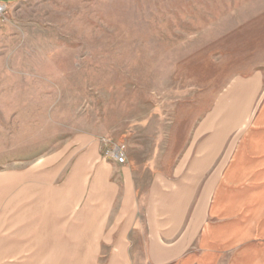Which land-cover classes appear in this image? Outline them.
<instances>
[{
    "label": "rangeland",
    "instance_id": "obj_1",
    "mask_svg": "<svg viewBox=\"0 0 264 264\" xmlns=\"http://www.w3.org/2000/svg\"><path fill=\"white\" fill-rule=\"evenodd\" d=\"M254 82L248 120L264 97V0H0V248L12 253L0 264L20 260L15 241L32 247L24 237L43 206L31 203H54L51 246L86 242L100 251L90 264H110L116 224L79 240L68 203L89 209L113 190L116 212L124 169L138 203L152 184L168 200L198 178L204 190L213 175L197 177L192 158L205 125L218 134ZM115 146L122 165L105 156ZM85 228L98 236L101 225ZM129 242L142 264L140 241Z\"/></svg>",
    "mask_w": 264,
    "mask_h": 264
},
{
    "label": "crops",
    "instance_id": "obj_2",
    "mask_svg": "<svg viewBox=\"0 0 264 264\" xmlns=\"http://www.w3.org/2000/svg\"><path fill=\"white\" fill-rule=\"evenodd\" d=\"M241 87L247 97L241 103L229 104L226 110L229 113L221 119L218 134L212 129L216 123L205 125L207 137L202 150L197 151L202 155L192 158L196 166L192 169L197 170L192 171L197 177L213 175L207 179L204 190L198 178L191 184L189 194H174L168 200L170 196L164 199L161 186L152 184L142 203H138L132 200L135 195L132 178L124 169L119 191L126 200H119L116 212L113 190L111 201L93 203L89 209L81 211V203H68L65 214L74 212L75 221L85 229L81 230L79 240H103L102 225L112 223L116 227L107 237L112 241L110 264H134L129 249V241L134 245V240L141 243L138 255L143 256L142 264H264V97L248 120L245 114L251 111L248 101L258 87L255 82ZM114 165L99 166L96 177H107ZM217 165L220 167L216 175ZM43 175H47V180L50 177ZM40 204L43 208L30 218L29 233L24 237L31 240L32 247L23 249V242L15 241L14 254L21 257L14 264L96 261L100 251L88 250L86 242L82 247L51 246L56 222L54 203H31L33 208ZM87 224L101 225L100 234L88 237ZM10 255L8 249L0 248V260L6 262ZM87 256L96 257L89 260Z\"/></svg>",
    "mask_w": 264,
    "mask_h": 264
},
{
    "label": "built area",
    "instance_id": "obj_3",
    "mask_svg": "<svg viewBox=\"0 0 264 264\" xmlns=\"http://www.w3.org/2000/svg\"><path fill=\"white\" fill-rule=\"evenodd\" d=\"M105 156L110 158L112 161H115L117 164H124L125 157L122 149L118 146L111 148L109 151L105 152Z\"/></svg>",
    "mask_w": 264,
    "mask_h": 264
}]
</instances>
